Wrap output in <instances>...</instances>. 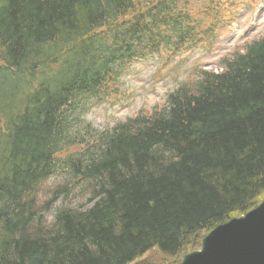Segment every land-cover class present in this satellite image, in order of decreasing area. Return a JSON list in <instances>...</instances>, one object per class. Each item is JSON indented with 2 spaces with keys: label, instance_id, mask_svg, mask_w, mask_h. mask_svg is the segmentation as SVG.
<instances>
[{
  "label": "trees",
  "instance_id": "16d2710c",
  "mask_svg": "<svg viewBox=\"0 0 264 264\" xmlns=\"http://www.w3.org/2000/svg\"><path fill=\"white\" fill-rule=\"evenodd\" d=\"M189 1L0 0V264H176L264 199V35L149 115L74 128L123 62L214 39L220 0Z\"/></svg>",
  "mask_w": 264,
  "mask_h": 264
},
{
  "label": "rangeland",
  "instance_id": "374dc122",
  "mask_svg": "<svg viewBox=\"0 0 264 264\" xmlns=\"http://www.w3.org/2000/svg\"><path fill=\"white\" fill-rule=\"evenodd\" d=\"M189 2L192 14H196L202 0ZM220 4L222 9L218 17L223 25L210 43L186 48L174 55L159 52L149 58L131 60L112 80L107 95L99 100L87 98L81 102L79 121L74 127L78 134L81 135L88 126L100 133L138 113L151 114L165 104L167 95L180 84H193L198 79L199 70L220 71L223 57L241 51L247 42L264 35V0H220ZM79 148L72 146L62 155ZM60 177H49L41 187V194L44 196V191L55 188ZM73 196L75 198L69 202L71 207L85 203L82 195L75 193ZM60 204H55L45 215L49 222L55 207ZM133 263L169 264L171 261L157 249H152Z\"/></svg>",
  "mask_w": 264,
  "mask_h": 264
},
{
  "label": "water",
  "instance_id": "95a60500",
  "mask_svg": "<svg viewBox=\"0 0 264 264\" xmlns=\"http://www.w3.org/2000/svg\"><path fill=\"white\" fill-rule=\"evenodd\" d=\"M177 264H264V199L215 226Z\"/></svg>",
  "mask_w": 264,
  "mask_h": 264
}]
</instances>
